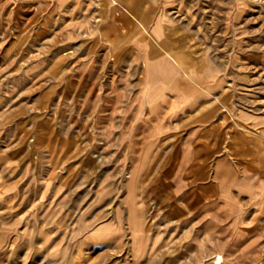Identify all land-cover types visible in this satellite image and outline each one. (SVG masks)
Masks as SVG:
<instances>
[{"label":"rangeland","instance_id":"374dc122","mask_svg":"<svg viewBox=\"0 0 264 264\" xmlns=\"http://www.w3.org/2000/svg\"><path fill=\"white\" fill-rule=\"evenodd\" d=\"M229 122L264 130V0H0V264H264Z\"/></svg>","mask_w":264,"mask_h":264},{"label":"crops","instance_id":"0c3cea01","mask_svg":"<svg viewBox=\"0 0 264 264\" xmlns=\"http://www.w3.org/2000/svg\"><path fill=\"white\" fill-rule=\"evenodd\" d=\"M135 46L136 47L134 49H142L137 45ZM165 60H168V56L166 55L156 56L155 58H151L150 56H148L146 58V61H148L147 64H151L150 67L153 65L156 71L158 70L156 67L161 63L164 64ZM176 68L177 73L174 76H178V74L181 73V71L178 69V66H176ZM200 72L203 73L196 75L193 80L195 81L198 88L202 89V92H208L210 89L220 86L222 87V92L220 93L221 95L218 96V105L214 109H216V111L219 109L222 115L227 118L226 112H229L231 109L230 99L231 96H233L231 91L222 86L223 79L218 82L220 78L217 74H215L212 67L204 68L198 73ZM157 73L160 74L159 71H157ZM177 82L180 83V80H178ZM172 87L173 90H183V87L179 86V84L177 83H175ZM176 94V97L180 98L182 96H188L189 93L188 91H185L183 93L177 92ZM198 110L199 111H197V114L195 116L203 122L208 121L209 117L215 115L214 113V115L211 113V110L208 111L206 107H200ZM233 123L236 125V127L240 125L238 123L236 124L235 121ZM233 123L229 122L228 124H226L227 126L225 127L227 128L225 129H221L219 126L213 127V129L216 131L215 133L217 138L221 139V143L225 142L224 139L226 138L230 139L231 131L235 133L232 134L233 137L239 138V141H235V138L232 137V143H230L229 145H225L224 143V145H222L224 148V154L223 157L217 161L216 167H218L221 163L227 162L226 169L229 171V173H233L235 177L238 178L240 183L245 182L250 178L252 179L253 176H258L259 178H262L264 180V130L261 131L259 137H253L252 134H248V130L245 129L243 130L242 135L237 131ZM226 134L229 135L227 136ZM236 144H239V146L236 147ZM202 160L203 159L200 158V160H198L196 163H193L195 169H192V172L194 173V175L202 172V176H204V178H207L206 170L208 169V165H204V163H202ZM200 163H202V166L200 165Z\"/></svg>","mask_w":264,"mask_h":264}]
</instances>
